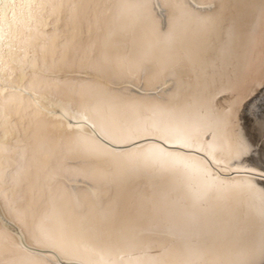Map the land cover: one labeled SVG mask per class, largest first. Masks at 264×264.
Returning <instances> with one entry per match:
<instances>
[{"label": "bare ground", "instance_id": "6f19581e", "mask_svg": "<svg viewBox=\"0 0 264 264\" xmlns=\"http://www.w3.org/2000/svg\"><path fill=\"white\" fill-rule=\"evenodd\" d=\"M162 3L165 10L151 28L128 0H81L78 19L69 8L61 22L53 21L48 35L56 42L46 50L45 92L69 115L87 109L122 141L117 146L122 150L90 154L74 143L77 129L67 120L24 97L22 115L0 131L9 177L5 191L16 190L15 204L6 200L0 208L3 264H65V254L76 264H264V255L236 262L211 253L258 239L264 233V201L236 191L233 181L205 185L182 163L188 159L198 170V162L174 150L159 152V141L140 139L166 135L170 142L182 141L191 126L211 122L200 103L204 98L218 96L220 107L249 88L256 90L252 100L264 95V0H190L198 16L222 15L223 23L213 30L180 18L171 39L161 32L175 0ZM27 39L26 34L21 46ZM229 135L228 129L221 132L218 156L220 150L227 154ZM132 141L144 147L129 150ZM249 143L240 160L258 165L259 149ZM161 201L204 215L156 223Z\"/></svg>", "mask_w": 264, "mask_h": 264}, {"label": "snow or ice", "instance_id": "6c2138e0", "mask_svg": "<svg viewBox=\"0 0 264 264\" xmlns=\"http://www.w3.org/2000/svg\"><path fill=\"white\" fill-rule=\"evenodd\" d=\"M189 5L190 0H175V6L167 9L168 24L161 32L164 39L173 37L180 18L200 20L213 30L222 25V15L200 17ZM127 6L137 10L138 18L149 28L158 23L160 19L157 15L158 11L165 10L162 0H128ZM199 7H205V5H199ZM206 7L211 8L214 5L209 4ZM69 8H71L72 17L78 19L81 0H0V131L13 124V116L22 115L20 107L25 103L23 98L27 97L28 103L35 104L50 116L67 120L70 128L77 129L74 143L86 148L90 154L97 153L101 148L112 152L122 150L117 147L122 141L114 134L110 135L102 123L89 114L87 109L76 110L69 115V112L64 111L59 104H53L50 95L45 92L49 76L46 50L50 45L54 46L56 42L49 37L48 33L53 28V21L61 22L68 14ZM21 25L24 26L23 31ZM26 34L27 42L21 46V41ZM59 35L57 30V40ZM9 70H12L15 75H10ZM260 87L264 88V83H261ZM8 93L15 95L9 97ZM255 95V87L249 88L220 107L215 105L218 96L204 98L200 103L210 114L211 122L191 126L185 139L180 142H170L166 135L153 137L145 135L140 139L145 142L159 141L155 145L159 152L171 155L170 150H174L181 157H190L192 161L198 162L201 167L193 170L188 159L182 161L184 167L205 185L214 181H219L221 184L225 180L233 181L230 186L236 191L248 195L252 200L264 201V95L257 100H252ZM16 97H19V107L15 106ZM250 100L251 103H249ZM224 129L230 130V147L227 154H223V150H220L221 154L218 156L217 145ZM205 137H207L206 140ZM90 141L94 143H89ZM249 141L259 149L256 152L259 157L258 165L240 160V157L250 150ZM143 147L144 145L138 141H132L129 150ZM185 149L188 151H184ZM5 151L4 142L0 141V208L6 200L10 206L16 201L14 188L5 191L6 180L9 179L3 165ZM224 173L229 175L225 177ZM11 179L15 182V175ZM53 179L54 176L50 177V180ZM185 215L191 216L192 220L196 221L201 219L204 213L195 208L186 212L178 203L161 201L155 207L153 220L156 223L173 219L183 222ZM104 250L111 251L107 247ZM179 250L182 255L185 254L183 246ZM195 251L198 253L199 250ZM211 253L219 260L236 262L264 255V233L258 239H250L241 245L228 244L220 249H212ZM63 260L65 264H76V258L71 254H65ZM0 264H3L2 259Z\"/></svg>", "mask_w": 264, "mask_h": 264}, {"label": "water", "instance_id": "95a60500", "mask_svg": "<svg viewBox=\"0 0 264 264\" xmlns=\"http://www.w3.org/2000/svg\"><path fill=\"white\" fill-rule=\"evenodd\" d=\"M25 247L27 249H30L32 252H35V253H40V252H43L44 251V250H40V249H37V248H32V247H30L28 245H25Z\"/></svg>", "mask_w": 264, "mask_h": 264}]
</instances>
